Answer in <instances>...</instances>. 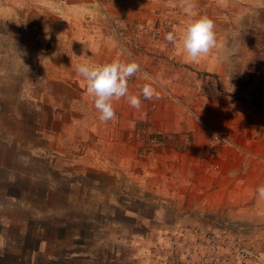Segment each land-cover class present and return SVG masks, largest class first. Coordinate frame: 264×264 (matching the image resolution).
I'll list each match as a JSON object with an SVG mask.
<instances>
[{
  "label": "rangeland",
  "instance_id": "rangeland-1",
  "mask_svg": "<svg viewBox=\"0 0 264 264\" xmlns=\"http://www.w3.org/2000/svg\"><path fill=\"white\" fill-rule=\"evenodd\" d=\"M127 1L154 12L124 28L125 61L141 68L129 93L141 104L114 101L116 118L106 123L93 102L62 100L56 71L39 68L41 40L24 36L0 7V232L8 264H264L256 192L264 180L226 177L242 164L252 129L215 126L220 111L242 123L250 114L239 112L264 109V0L224 38L231 53L221 71L176 58L165 37L188 16L180 0ZM194 1H203L196 14L215 10L228 26L242 5L250 10L246 0ZM145 84L156 93L150 100L141 95ZM88 144L125 160L85 163ZM71 251L79 257L66 258Z\"/></svg>",
  "mask_w": 264,
  "mask_h": 264
},
{
  "label": "crops",
  "instance_id": "crops-1",
  "mask_svg": "<svg viewBox=\"0 0 264 264\" xmlns=\"http://www.w3.org/2000/svg\"><path fill=\"white\" fill-rule=\"evenodd\" d=\"M5 1L6 4L3 5L2 0H0V7L6 9L12 26L24 31V36H31L42 41H40L42 47L39 49L40 54H42V57L38 59L39 68L45 67L56 71L54 84L56 87L60 86L58 95L62 97L63 101L69 102H92L91 97L86 92L83 77L76 72V65L81 63L104 64L116 58L125 61L128 33L124 28L127 27L128 20L141 16H150L151 18L154 13L152 10H141L140 6L137 5L138 3H131L127 0H108L107 2L104 0ZM202 2L194 1V5L198 6ZM245 2L250 10L245 9V5H242V9L235 12L234 15L237 17L233 19L234 21L230 26L224 23V17L215 10L207 15L196 14L197 17L207 16L214 22L216 45L208 55L201 57L195 63L188 62L181 49L175 46L176 58L198 70L218 69L221 71L228 68L226 65L227 58H224V54H229L230 51L226 48L228 45L225 46L224 38L230 36L229 32L232 30L245 27V23L239 21L241 15L254 14L256 7L259 6L258 0H246ZM207 4L209 5V0ZM216 4L218 6V0ZM231 13H234V10H231ZM192 18L186 16L178 23L176 27L178 29L177 37ZM235 21L237 25H235ZM134 30L138 32L137 28ZM134 51L136 55L141 54L137 48ZM61 87L68 90L63 91ZM220 112L224 116L231 114L230 111ZM248 113L250 116H246L247 120L242 123H228L222 115L218 114V120L215 121L217 125L215 126L222 130L232 127V129L239 128L241 125L252 129L254 138L250 139L245 135L243 147H241L244 154L241 159L242 164L237 163L234 167L232 165L226 177H233L234 180H237V177L244 173L246 175L242 177H248V179L254 180L255 184L260 185L264 180L261 179V177L264 178V109L258 112H239L241 116L248 115ZM101 148L103 149L105 146L103 145ZM82 149H86V152L80 157L85 159V163L88 164L95 165L102 159V163L115 165L117 160H125L123 154L114 153L111 155L107 152L104 153L102 149V155L100 152L96 155L90 144L83 146ZM115 155L116 157L111 159ZM238 156L239 147L234 149V154L231 152L229 159L230 161L237 160ZM121 161H118V164L119 162L122 163ZM240 170L242 174H240ZM6 240L7 238L5 239L0 232V264H8L10 254L8 246L4 243ZM44 242L41 239L38 240L39 250H41ZM65 255L69 259L79 257L73 251Z\"/></svg>",
  "mask_w": 264,
  "mask_h": 264
},
{
  "label": "clouds",
  "instance_id": "clouds-1",
  "mask_svg": "<svg viewBox=\"0 0 264 264\" xmlns=\"http://www.w3.org/2000/svg\"><path fill=\"white\" fill-rule=\"evenodd\" d=\"M180 6L193 18L178 37L170 32L165 38L181 49L188 62L195 63L201 57L208 55L216 45L214 22L207 16H196L194 0H180ZM76 72L83 77L86 92L91 97L101 122L106 123L116 118L114 101L127 99L132 107H140V96L129 93L130 79L141 72L140 65L136 61H122L116 58L104 64L81 63L76 65ZM143 77L150 79L147 73H143ZM141 95L150 100L156 93L150 84H145ZM256 192L258 198L264 201V185L259 186Z\"/></svg>",
  "mask_w": 264,
  "mask_h": 264
},
{
  "label": "built area",
  "instance_id": "built-area-1",
  "mask_svg": "<svg viewBox=\"0 0 264 264\" xmlns=\"http://www.w3.org/2000/svg\"><path fill=\"white\" fill-rule=\"evenodd\" d=\"M135 28H137V30H138V32H135V33L139 34V32H140V30H141V27L138 28V27L136 26Z\"/></svg>",
  "mask_w": 264,
  "mask_h": 264
}]
</instances>
